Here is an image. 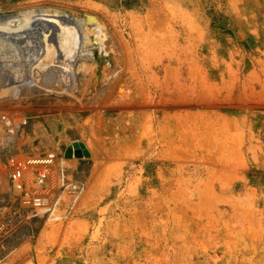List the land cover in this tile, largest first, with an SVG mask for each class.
I'll list each match as a JSON object with an SVG mask.
<instances>
[{
	"label": "rangeland",
	"instance_id": "1",
	"mask_svg": "<svg viewBox=\"0 0 264 264\" xmlns=\"http://www.w3.org/2000/svg\"><path fill=\"white\" fill-rule=\"evenodd\" d=\"M44 13L105 36L75 90L0 104V264H264V0H0V26ZM49 153L24 203L8 174Z\"/></svg>",
	"mask_w": 264,
	"mask_h": 264
},
{
	"label": "bare ground",
	"instance_id": "2",
	"mask_svg": "<svg viewBox=\"0 0 264 264\" xmlns=\"http://www.w3.org/2000/svg\"><path fill=\"white\" fill-rule=\"evenodd\" d=\"M73 24L70 19L59 14L44 13L38 16L34 27L28 23L21 24V22H17L15 27L11 24L5 25L6 27L0 26L2 34L8 28L11 36L8 35L10 42L14 43L12 39L17 37L21 40V43L16 41L17 43L14 44L20 47L16 46L19 49L17 54L21 56L22 54H32L29 56L30 62L26 67H23L27 70V77L20 78L19 74L15 77L10 76V78L7 74L8 77L0 75V104L16 101L20 96L39 92L59 94L68 89L71 91L76 89L77 77L74 64L81 56L85 43L89 42L90 30V34L98 40L101 46L105 34L94 17L87 19L88 32L82 33L78 27L72 26ZM57 35L59 42H57ZM5 66V64L1 65L3 68ZM9 68H15V65ZM37 73H41V81L37 78Z\"/></svg>",
	"mask_w": 264,
	"mask_h": 264
},
{
	"label": "built area",
	"instance_id": "3",
	"mask_svg": "<svg viewBox=\"0 0 264 264\" xmlns=\"http://www.w3.org/2000/svg\"><path fill=\"white\" fill-rule=\"evenodd\" d=\"M1 126L5 127L6 133L10 135L13 134L15 124L8 116H0V129ZM54 160L55 155L53 153H49L43 157L32 158L23 162L21 167L12 170L11 173H9L10 177L8 174V181L10 180L14 190L19 192V196L24 203L43 206V204L47 202L45 185L52 175L51 167L53 166ZM26 166L31 168L38 167L39 169L36 172H34V170H27V172L24 173ZM27 182H30L33 186L32 189L28 186Z\"/></svg>",
	"mask_w": 264,
	"mask_h": 264
},
{
	"label": "water",
	"instance_id": "4",
	"mask_svg": "<svg viewBox=\"0 0 264 264\" xmlns=\"http://www.w3.org/2000/svg\"><path fill=\"white\" fill-rule=\"evenodd\" d=\"M87 19H88V17H87Z\"/></svg>",
	"mask_w": 264,
	"mask_h": 264
}]
</instances>
